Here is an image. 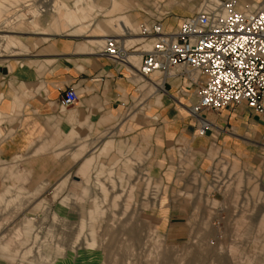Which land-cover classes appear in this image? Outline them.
<instances>
[{"label": "rangeland", "instance_id": "1", "mask_svg": "<svg viewBox=\"0 0 264 264\" xmlns=\"http://www.w3.org/2000/svg\"><path fill=\"white\" fill-rule=\"evenodd\" d=\"M58 1L68 7L73 4V0ZM258 1L264 2L237 0L241 9ZM96 2L100 12L87 20L91 24L86 30L89 32L97 23L102 29L108 27L105 34L111 36L119 31L111 20L122 15L137 26L149 25L154 17L163 15L165 24L173 30L178 19L195 11L201 0H122L111 13H107L108 0ZM56 3L52 0L49 6L39 0H0L3 16L16 14L12 28L20 24L26 28L0 31V69H7L6 75L0 72V87L9 82L8 74L40 60L45 43L58 36L30 33L51 24ZM19 16L20 23L16 24ZM27 20L34 23L30 25ZM135 38L144 37L137 34ZM151 42L149 39L130 47L139 50L144 45L142 49H148ZM134 54L139 61L140 53ZM146 86V81L140 84L141 97L135 94L133 106L123 114L134 124L140 122L144 112L138 109L139 113L133 115L132 108L139 105L145 92L150 90L158 96ZM173 95L178 97L176 89ZM10 118L0 115V264H264V224H258V216L264 215V194L255 179L244 180L241 172H230L229 183L218 184L217 188L210 179V172L216 168L210 166L204 176L207 191L219 189L222 201L220 196H214V200L210 195H184L182 189L202 185L200 178L187 177V171L196 164L184 162L180 152L171 154L169 163L161 162L143 128L138 126L136 131L130 125L119 136L134 130L138 135L127 140L116 138L118 146L106 155L96 157L97 152L90 154L87 147L79 159L72 160L63 140L58 146L33 147L9 156L4 146L14 133V127L7 128ZM92 156L96 161L87 190L76 184L80 180L74 175L82 160ZM156 166H169L165 186ZM100 168L102 173L97 174ZM66 175L67 180L58 184ZM109 180L115 187L119 182L122 190L121 201L114 204L113 193L119 192L114 188L103 200L97 186L99 182L107 185ZM246 186L249 193L244 195ZM128 191L131 194L126 196ZM215 210L221 211L215 215Z\"/></svg>", "mask_w": 264, "mask_h": 264}, {"label": "crops", "instance_id": "2", "mask_svg": "<svg viewBox=\"0 0 264 264\" xmlns=\"http://www.w3.org/2000/svg\"><path fill=\"white\" fill-rule=\"evenodd\" d=\"M121 1L108 0L107 13L114 12ZM99 12L96 0H73L71 7L57 0L50 16L51 24L47 28L40 27L37 32H30L58 36L45 43V52L40 60L8 74L9 82L0 87V115L11 116L12 122L7 123V128L14 127L13 135L4 146L9 156L33 147L44 149L52 144L58 146L66 140L64 146L69 150L72 160L79 159L87 147H90V154L97 152L98 157L118 146L116 138L127 140L136 137L140 126L149 139L150 148L161 162L169 163V156L180 152L184 162L193 161L196 164V168L187 171V177L193 180L200 178L202 185L182 189L184 195L198 194L203 198L207 195L213 198L220 196L222 201L219 190L213 188L207 191V179L204 176L210 172V166L217 170L223 166L233 175L241 172L244 180L255 179L264 194V114L254 113L244 105L228 107L219 113H203L200 118L210 122L211 128L204 137H199L196 134L199 120L184 107L187 92L179 89L180 82L172 81L167 88L168 94L163 93V87L153 86V91L160 89L158 96L147 90L139 105L132 108L133 115L139 113L138 109H143L140 122L134 124L131 117L123 118V114L133 106L134 95L141 97V93L137 92L140 85L136 75L139 56L131 55L128 59L130 65L118 64L100 56L97 49L106 37L120 38L129 48L141 44V38H135L138 26L123 15L111 20L119 29L114 35H106L109 28L102 29L97 23H93L87 32L86 28L91 24L87 20H91L93 13ZM186 16L178 19L177 26L180 19ZM155 20L161 21L165 30H171L165 24L163 15L154 17L152 22ZM63 33L64 36L60 35ZM65 88L74 89L78 99L72 107L60 110L58 99ZM173 89H178V97L173 95ZM129 125L132 129L137 128L136 131L120 137L121 131H128ZM39 139L44 141L36 142ZM96 157L83 159L75 171V178L80 180L76 184L85 186L87 190ZM168 169L169 166L161 169L156 166L162 186L167 184L165 174L169 172ZM107 171L110 176L112 169ZM96 173H102L101 168ZM66 180L67 175L58 184ZM97 186L103 200L115 188V192L119 193H113L111 203L121 201L119 182L116 187L111 180L107 185L99 182ZM244 190V195L249 193L248 186ZM130 194L128 191L126 196ZM220 211L215 210V215ZM258 217V224L262 226L264 215Z\"/></svg>", "mask_w": 264, "mask_h": 264}, {"label": "built area", "instance_id": "3", "mask_svg": "<svg viewBox=\"0 0 264 264\" xmlns=\"http://www.w3.org/2000/svg\"><path fill=\"white\" fill-rule=\"evenodd\" d=\"M138 28L140 36L152 41L148 49L136 50L138 85L146 81L152 88L161 83L168 94L170 82H180L179 89L187 92L184 107L199 120L197 136L204 137L211 128L200 118L203 113L244 105L264 114V2L241 9L237 0H201L173 30H165L159 20ZM134 52L113 37L104 38L97 49L100 56L125 65H130L128 57ZM77 99L74 89L65 88L58 107L65 110ZM221 169L211 173L217 188L231 180L226 168Z\"/></svg>", "mask_w": 264, "mask_h": 264}, {"label": "bare ground", "instance_id": "4", "mask_svg": "<svg viewBox=\"0 0 264 264\" xmlns=\"http://www.w3.org/2000/svg\"><path fill=\"white\" fill-rule=\"evenodd\" d=\"M40 2H42V3H46L47 5H49L50 6V4H51V2H52V0H39ZM38 1H36V3H37ZM35 6V4H33L32 5V7H34ZM15 15L16 14H13L11 17H5V15L3 16L2 15V13H1V11H0V31L2 30V29H5V30H7V31H11V30H14V32H17V31H20V30H23V31H25L26 30V28H24V26H23V24H20V26L18 25L16 28H12V21L14 20V17H15ZM20 16L18 17V21L16 22V24H19L20 23ZM27 22L31 25V24H33L34 23V20H27ZM15 24V25H16ZM22 31V32H23ZM138 34H139V28H138ZM148 39H150V38H141V43L142 42H144V41H146V40H148ZM120 41V40H119ZM121 42V41H120ZM122 43V42H121ZM124 47H126V48H129V47H127L126 45H124ZM142 48V47H141ZM135 52H136V50H135ZM134 53H130L129 54V57H128V59L130 58V56L131 55H133ZM144 81V80H143ZM155 87H157V88H161L162 87V84L161 83H159L158 84V86H155ZM160 90V89H159ZM158 90V91H159ZM156 91V90H155ZM158 91H156V92H158ZM68 204V203H67ZM113 204H114V202H113ZM91 214V213H90ZM91 216V215H90ZM13 242V241H12ZM93 247V246H92ZM89 250V249H88Z\"/></svg>", "mask_w": 264, "mask_h": 264}, {"label": "water", "instance_id": "5", "mask_svg": "<svg viewBox=\"0 0 264 264\" xmlns=\"http://www.w3.org/2000/svg\"><path fill=\"white\" fill-rule=\"evenodd\" d=\"M0 72L2 75H6L7 74V69L6 68H2L0 69Z\"/></svg>", "mask_w": 264, "mask_h": 264}]
</instances>
